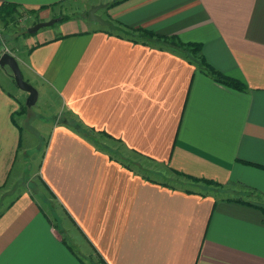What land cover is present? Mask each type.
I'll return each instance as SVG.
<instances>
[{
  "label": "crops",
  "instance_id": "1",
  "mask_svg": "<svg viewBox=\"0 0 264 264\" xmlns=\"http://www.w3.org/2000/svg\"><path fill=\"white\" fill-rule=\"evenodd\" d=\"M67 1L0 5L30 10ZM115 1H96L108 4L104 18L201 43L207 62L246 89L217 82L161 40L136 42L84 20L30 35L27 81L61 101L64 124L54 132L77 121L111 137L125 157L102 155L106 173L91 174L79 158L74 171L71 141L54 135L40 169L26 178L19 118L28 108L8 90L16 82L3 68L0 264H264V0L109 6ZM137 159L152 172L138 171ZM9 183L13 189H4Z\"/></svg>",
  "mask_w": 264,
  "mask_h": 264
},
{
  "label": "rangeland",
  "instance_id": "2",
  "mask_svg": "<svg viewBox=\"0 0 264 264\" xmlns=\"http://www.w3.org/2000/svg\"><path fill=\"white\" fill-rule=\"evenodd\" d=\"M96 1L97 0H69L53 7H49V9L46 8L44 10H36L35 12H31L28 9L26 10V8L19 9V13L16 14L15 17V22L8 27L0 19V57L6 52L14 55L20 64L24 79L28 80V75L30 72L26 69L25 63L23 61L27 60L28 56L27 39L29 36L25 35L27 27L33 26V24L37 21H48L56 17H59L61 19L67 18L68 20L71 18H74L78 21L84 20L85 23L90 27L103 26L97 21L89 20V8L92 5L97 4ZM102 12L103 8H100L98 13L100 14ZM61 23H63V21H58L51 26L41 28L40 31H46L54 27L58 29ZM2 69L3 68L0 66V77L2 74ZM31 84H33L39 91L38 101L31 107L26 106L28 108L26 114L24 116H20L19 118L20 125L23 127L22 151L24 152H22L21 156L22 161H26L25 163L27 165V169L25 172L26 178H28L29 174H31L32 172L40 169L41 164L45 158L44 155L46 148L52 141V137L54 135L57 141L63 134L65 135L66 140L71 141V145L67 144V155H69V157L73 159L74 171H79V158L83 159L87 173L91 174L97 172L106 173L105 171L107 170L108 165L106 164V162L103 163L100 160V157H102V155L108 154L110 156H120L121 158L125 157L123 148L118 143L110 141L109 139H102L101 134H98L94 130H86L83 129V126H77V124H79V122L77 121H74L72 123L74 124V127L69 128L70 131L62 133L60 131L54 132V127H57L59 129L58 126L64 124L63 122H61L63 119L60 120V117L62 115V109L60 107L61 101L56 94L45 88L37 81H33ZM7 88L10 91L12 90V92L16 95H23V97L21 98L26 104V99L28 97V93L26 91L20 89L15 83H11V86ZM86 156L89 158V160ZM119 161H121V159ZM136 162H138L136 163L138 171H146V174H148L150 171L152 172L153 165L146 164L141 159H137ZM123 164L132 167V165L127 160H125ZM146 166L148 170H146ZM153 175L158 176V178H161V176L163 177V175L159 173H154ZM164 177L165 179L161 180L166 181L170 184L173 183L176 186L187 185V182L181 179L176 180L166 175H164ZM30 184L32 186V183ZM8 186L11 189H13L14 187L13 183H9L4 189L8 188ZM12 195H10L8 199ZM82 232L83 236L86 238L88 232L86 231L87 234L84 233V231ZM89 260L91 261V259Z\"/></svg>",
  "mask_w": 264,
  "mask_h": 264
},
{
  "label": "trees",
  "instance_id": "3",
  "mask_svg": "<svg viewBox=\"0 0 264 264\" xmlns=\"http://www.w3.org/2000/svg\"><path fill=\"white\" fill-rule=\"evenodd\" d=\"M123 0H116L113 3H110L109 6H112L113 4L119 3ZM60 3H54L52 5H43L41 6L39 9H30L29 11L31 12H35L36 10H44L46 8L49 7H53L55 5H58ZM19 9H25L24 7H22L19 4L16 3H10V2H6L0 5V19L1 21L8 27L9 25H11L12 23L15 22V17L16 14L19 13ZM27 10V9H26ZM68 20L67 18H60L59 21H66ZM38 22V21H37ZM37 22H35L34 24H36ZM33 24V25H34ZM110 31L112 33H117L120 35H124L128 38H134L138 37V39H135L136 42H146V40H151V39H157V40H161L163 41L165 44H167L169 47L173 48V50L175 51H179V52H183L186 56V58L191 59V57L193 59H195L197 61V63L199 64V67L205 71L209 76H211L214 80H216L217 82H220L222 84H225L229 87H232L234 89L237 90H245L246 89V85L244 82H242L239 79L227 76L225 74H223L222 72H220L219 70H217L216 68H214L213 66H211L207 60L205 59L203 53H202V45L201 43L198 42H184L182 40H180L178 37L176 36H165V35H159L155 32L149 31V30H145V29H133V30H129L130 33L126 34L123 32H119V31H114L111 30ZM34 34V33H33ZM26 36H30L32 35L31 33L28 32V27L25 33ZM9 72H11V70L9 69ZM15 81V80H14ZM27 105L24 106V111L27 109L26 107ZM24 111H19V113L21 114ZM104 134V133H102ZM102 137V136H101ZM105 139H109L111 140V137H102ZM104 139V140H105ZM205 183H212V181L210 180H203Z\"/></svg>",
  "mask_w": 264,
  "mask_h": 264
},
{
  "label": "water",
  "instance_id": "4",
  "mask_svg": "<svg viewBox=\"0 0 264 264\" xmlns=\"http://www.w3.org/2000/svg\"><path fill=\"white\" fill-rule=\"evenodd\" d=\"M106 6H108L107 3H98V4L92 5L88 11L89 20L97 21L101 25L107 26L111 30L129 34L130 31L114 23L111 19L104 18L102 15L98 13L100 8H104ZM58 20H60V18L56 17L48 21L37 22L33 26L28 27V32L31 34L36 33L41 28L51 26L54 23H56ZM0 66L2 68L10 69L11 75L14 78L17 86L23 91H26L28 93V97L26 99L27 107H31L32 105H34L38 101L39 91L33 84H31L30 82L24 79V76H23V73H22V70H21V67H20V64L17 58L14 55L6 52L2 54L0 57Z\"/></svg>",
  "mask_w": 264,
  "mask_h": 264
},
{
  "label": "built area",
  "instance_id": "5",
  "mask_svg": "<svg viewBox=\"0 0 264 264\" xmlns=\"http://www.w3.org/2000/svg\"><path fill=\"white\" fill-rule=\"evenodd\" d=\"M1 30V29H0Z\"/></svg>",
  "mask_w": 264,
  "mask_h": 264
}]
</instances>
